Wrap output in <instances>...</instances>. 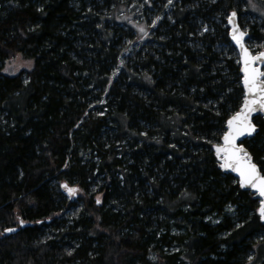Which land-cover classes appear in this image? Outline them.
<instances>
[{
	"label": "trees",
	"instance_id": "1",
	"mask_svg": "<svg viewBox=\"0 0 264 264\" xmlns=\"http://www.w3.org/2000/svg\"><path fill=\"white\" fill-rule=\"evenodd\" d=\"M131 2L0 0V264H264L259 200L213 150L243 98L240 0H138L137 47ZM16 54L31 68L3 73Z\"/></svg>",
	"mask_w": 264,
	"mask_h": 264
},
{
	"label": "snow or ice",
	"instance_id": "2",
	"mask_svg": "<svg viewBox=\"0 0 264 264\" xmlns=\"http://www.w3.org/2000/svg\"><path fill=\"white\" fill-rule=\"evenodd\" d=\"M144 2L147 4L148 0H144ZM212 2L215 3L216 0H212ZM251 2L252 0H249V4H251ZM172 3L173 0H168V5ZM236 17L237 12L233 10L227 18L229 24L232 25V39L240 47L242 54L241 59L243 66L241 71L244 74L242 80L244 86L243 104L240 110L235 112V114L227 120V130L223 133L222 137L223 144L213 145V147L217 159L221 161L219 167L235 172L239 176V186L241 188H252L262 198L258 214L261 220H264V176L260 174L257 164L253 162V158L249 152L236 143L240 137H251L253 134H259L257 125L253 123L250 117L254 112L264 113V71H262L260 67L255 66L257 63L264 64V52H260L258 55H251L249 50L243 46L242 40L246 35V31H242L236 24ZM160 19L161 17L157 16L155 20L152 21L151 26L155 27L156 22ZM203 31H208L207 26L204 27ZM139 32L145 36L147 35L143 27H139ZM170 147H174V145H170ZM62 187L67 190L69 195H73L77 191V189L71 188L67 184L62 185ZM96 203H101L99 196L96 198ZM17 219L19 220V224L23 226L25 223L24 220L19 217H17ZM237 227H240V225H237ZM14 231H16L15 228L5 229L7 233ZM0 235H3V233H0ZM71 254V252L68 253V255ZM249 259H251V257Z\"/></svg>",
	"mask_w": 264,
	"mask_h": 264
},
{
	"label": "rangeland",
	"instance_id": "3",
	"mask_svg": "<svg viewBox=\"0 0 264 264\" xmlns=\"http://www.w3.org/2000/svg\"><path fill=\"white\" fill-rule=\"evenodd\" d=\"M136 1L138 0H133V2H131L127 6L126 10V12L128 13L127 25H129L133 29L135 35L133 43L129 45L131 47H137V45L139 44L138 40L141 42L147 38V35L145 36L141 32H139V27H143L147 34L149 30V25H146L144 21L145 15L142 12L141 8L136 6ZM240 2L241 3L239 8L238 21L242 28L249 33L251 24L254 22L260 23L264 18V14H262L264 13V5L259 0H252L251 4H249V0H240ZM145 13L146 15L151 16L150 12ZM227 16L228 14L226 15V18ZM127 25L122 24L124 28L129 29L128 27H126ZM125 42H127V40H125ZM245 44L253 53L259 52L264 49L262 44L252 36H248V38L245 40ZM31 66L32 61L30 59L23 57L21 54H16L8 59H5L2 71L6 74H14L19 70L26 71L30 69Z\"/></svg>",
	"mask_w": 264,
	"mask_h": 264
},
{
	"label": "water",
	"instance_id": "4",
	"mask_svg": "<svg viewBox=\"0 0 264 264\" xmlns=\"http://www.w3.org/2000/svg\"><path fill=\"white\" fill-rule=\"evenodd\" d=\"M234 9H232V10H230V12H229V14L228 15H230L231 14V12L233 11ZM236 11V10H235ZM228 17V16H227ZM226 22H227V25H228V37H229V40H230V43L233 45V47L235 48V50H236V54H237V56H238V63H239V72H240V75H241V85H242V89H243V98H244V86H243V83H242V80H243V72L241 71V68H242V66H243V63H242V59H241V56H242V54H241V50H240V47L236 44V42L232 39V36H231V31H232V25H230L229 24V22H228V18H226ZM236 24L240 27V29L242 30V31H246V30H244L243 28H242V26L240 25V23H239V21H238V14H237V17H236ZM248 36H249V33H248V31H246V35L244 36V38H243V40H242V44H243V46L245 47V48H247L248 50H249V52H250V54L251 55H258L260 52H264V49H262L261 51H259V52H256V53H253L251 50H250V48L245 44V40L248 38ZM255 66H257V67H260V69L262 70V71H264L263 70V67H264V64H259V63H257ZM243 98H242V102H241V104H240V106H239V108H238V110H236L235 112H237V111H239L240 110V107H241V105L243 104ZM235 112H233L227 119H226V122H227V120L232 116V115H234L235 114ZM256 115H260L261 117H262V119L264 120V113H261V112H254V113H252V115H251V117H250V119L253 121V123H255L254 122V117L256 116ZM226 122H225V131L227 130V128H226ZM256 124V123H255ZM257 128H258V126H257ZM224 131V132H225ZM254 135V134H253ZM222 137H223V134H222V136H221V138H220V141L218 142V143H215L214 145H222L223 144V139H222ZM249 136H243V137H240L238 140H237V145L238 146H242V147H244L248 152H249V150L247 149V147L241 142L242 141V139H244V138H248ZM213 150H214V154H215V156H216V153H215V149H214V147H213ZM249 154H250V152H249ZM251 155V154H250ZM252 156V155H251ZM216 158H217V156H216ZM253 158V157H252ZM218 160V159H217ZM253 162L254 163H256L255 161H254V159H253ZM221 163V161L220 160H218V166H219V164ZM257 164V163H256ZM220 168V167H219ZM257 168H258V170L260 171V174L262 175V176H264V174L262 173V171L260 170V168H259V166H258V164H257ZM221 169V168H220ZM223 172H225V173H230V174H232L236 179H237V181H238V183H239V176L235 173V172H232L231 170H227V169H221ZM71 188H74V187H71ZM242 189H245V190H249L252 194H253V196L255 197V198H257L258 200H259V204H258V207H257V213H258V209H259V207H260V203H261V197L259 196V194L257 193V192H255V190L254 189H252V188H242ZM67 192V191H66ZM68 193V192H67ZM69 194V193H68ZM74 196L76 195V193L75 194H73ZM259 215V214H258ZM259 218H260V216H259ZM260 220H261V218H260ZM262 222H264V220H261ZM15 228V227H14ZM16 229V228H15ZM7 233V232H6Z\"/></svg>",
	"mask_w": 264,
	"mask_h": 264
}]
</instances>
